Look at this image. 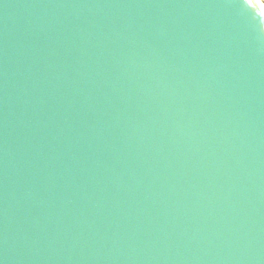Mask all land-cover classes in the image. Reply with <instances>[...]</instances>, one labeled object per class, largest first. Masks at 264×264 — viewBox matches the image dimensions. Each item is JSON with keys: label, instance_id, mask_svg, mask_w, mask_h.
Wrapping results in <instances>:
<instances>
[{"label": "water", "instance_id": "1", "mask_svg": "<svg viewBox=\"0 0 264 264\" xmlns=\"http://www.w3.org/2000/svg\"><path fill=\"white\" fill-rule=\"evenodd\" d=\"M255 8L0 0V264H264Z\"/></svg>", "mask_w": 264, "mask_h": 264}, {"label": "bare ground", "instance_id": "2", "mask_svg": "<svg viewBox=\"0 0 264 264\" xmlns=\"http://www.w3.org/2000/svg\"><path fill=\"white\" fill-rule=\"evenodd\" d=\"M251 2L253 4V6L256 7L258 9V11H260V13L262 14V16L264 18V7L262 6L261 1L260 0H251Z\"/></svg>", "mask_w": 264, "mask_h": 264}, {"label": "rangeland", "instance_id": "3", "mask_svg": "<svg viewBox=\"0 0 264 264\" xmlns=\"http://www.w3.org/2000/svg\"><path fill=\"white\" fill-rule=\"evenodd\" d=\"M260 1H261L262 6L264 7V0H260Z\"/></svg>", "mask_w": 264, "mask_h": 264}, {"label": "snow or ice", "instance_id": "4", "mask_svg": "<svg viewBox=\"0 0 264 264\" xmlns=\"http://www.w3.org/2000/svg\"><path fill=\"white\" fill-rule=\"evenodd\" d=\"M248 3H251V0H247Z\"/></svg>", "mask_w": 264, "mask_h": 264}]
</instances>
